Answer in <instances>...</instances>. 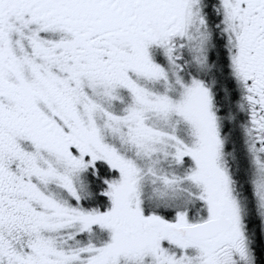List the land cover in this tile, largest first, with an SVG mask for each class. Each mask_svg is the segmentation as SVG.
<instances>
[{
    "label": "snow or ice",
    "instance_id": "1",
    "mask_svg": "<svg viewBox=\"0 0 264 264\" xmlns=\"http://www.w3.org/2000/svg\"><path fill=\"white\" fill-rule=\"evenodd\" d=\"M0 264H264V0H0Z\"/></svg>",
    "mask_w": 264,
    "mask_h": 264
}]
</instances>
